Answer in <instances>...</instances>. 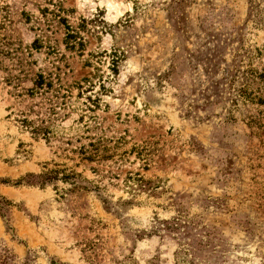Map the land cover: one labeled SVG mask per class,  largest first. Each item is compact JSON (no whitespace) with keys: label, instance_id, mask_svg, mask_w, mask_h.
Wrapping results in <instances>:
<instances>
[{"label":"rangeland","instance_id":"rangeland-1","mask_svg":"<svg viewBox=\"0 0 264 264\" xmlns=\"http://www.w3.org/2000/svg\"><path fill=\"white\" fill-rule=\"evenodd\" d=\"M0 264H264V0H0Z\"/></svg>","mask_w":264,"mask_h":264},{"label":"trees","instance_id":"trees-1","mask_svg":"<svg viewBox=\"0 0 264 264\" xmlns=\"http://www.w3.org/2000/svg\"><path fill=\"white\" fill-rule=\"evenodd\" d=\"M44 85V82H43V80H42V78L40 77V80H39V82L37 83V87L38 88H42V86ZM46 87L48 88V87H50V84H46ZM22 123L24 124V126L26 125V127L27 126H29L30 127V122H27L26 120H23L22 121ZM32 127V126H31ZM32 129V134H34V135H36V136H44V137H46L47 136V131H46V129H44V128H39V127H32L31 128ZM66 177H68V176H66ZM47 180V178H44V180Z\"/></svg>","mask_w":264,"mask_h":264}]
</instances>
